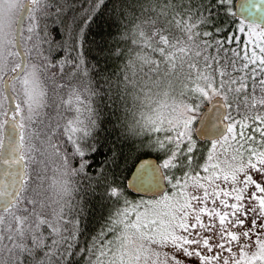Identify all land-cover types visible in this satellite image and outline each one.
<instances>
[{
    "label": "snow or ice",
    "instance_id": "snow-or-ice-1",
    "mask_svg": "<svg viewBox=\"0 0 264 264\" xmlns=\"http://www.w3.org/2000/svg\"><path fill=\"white\" fill-rule=\"evenodd\" d=\"M107 12L113 46L89 68ZM41 76L53 96L86 78L51 105L69 115L43 112ZM97 100L157 154L135 177L150 175L152 199L105 171L117 155L88 174ZM0 264H264V0H0Z\"/></svg>",
    "mask_w": 264,
    "mask_h": 264
},
{
    "label": "trees",
    "instance_id": "trees-1",
    "mask_svg": "<svg viewBox=\"0 0 264 264\" xmlns=\"http://www.w3.org/2000/svg\"><path fill=\"white\" fill-rule=\"evenodd\" d=\"M48 24L51 36L56 38V32L51 31L55 25L52 24V21H48ZM116 32L117 25L112 22L110 12H107L104 16L99 17L97 21L92 24L91 31L88 33V43L82 50L83 58L89 68H92L97 64V60L94 59V57H102L107 54L108 49L113 46L114 34ZM27 47H30V45ZM101 48L104 49V52L100 51ZM34 62H36L34 58L28 60L29 64ZM112 62L113 61L111 60L109 61V63ZM116 63H119V61H116ZM100 64H104L102 59L100 60ZM109 71H111V68H109ZM83 81H86V78L74 76L69 80L66 77L63 89L59 90L58 96H53V93L51 92L52 98L57 97L58 102L61 103V99H67V97L71 94L72 89L80 88ZM40 86L47 87L45 77L43 76L40 77ZM94 106H99L100 108L99 120L101 122L102 130L99 132L97 137L99 140L97 147H100L101 151L93 158L95 160V164L93 169L90 170L88 174L95 177L96 172L104 167L105 164L111 166L113 164V155H117L118 159L116 163L119 167L113 169L105 168V171H115L118 181L122 183V186H125V194L129 200H139L140 198H145L141 195L131 193L126 187V180L133 165L140 157L153 155L157 158V154L155 152L145 154L146 149L141 147L139 138L124 139L122 137L121 122L124 119V110L122 106L113 105L110 101L101 103L99 100L95 101ZM57 111L65 115H69V113L66 112L65 107H61ZM52 117L55 118L56 113H54ZM37 147L40 148L41 145L37 143ZM37 159L43 160L44 158L37 156ZM69 163L72 167H78L75 160H70ZM58 165L59 161H56L54 158H50L47 160L46 164L40 165L41 168L45 169V171L42 172V176L46 181V186L47 183L60 179V173L57 171ZM73 179H79L81 183L84 182L83 176Z\"/></svg>",
    "mask_w": 264,
    "mask_h": 264
},
{
    "label": "water",
    "instance_id": "water-1",
    "mask_svg": "<svg viewBox=\"0 0 264 264\" xmlns=\"http://www.w3.org/2000/svg\"><path fill=\"white\" fill-rule=\"evenodd\" d=\"M236 3L238 5L239 4V0H236ZM145 161H149L152 164H156V163L159 162L157 160V158L155 156H153V155H146V156L140 157L135 162V164L133 165V167H132V169H131L128 177H127L126 187L133 194L141 195V196H146V197H153L154 189H152L151 187H149L150 182H151L150 175H147L146 174L143 177V186H140L139 184H137L135 182V177H136V174H137V169H138L139 165L142 162H145ZM130 183H131L132 186H128Z\"/></svg>",
    "mask_w": 264,
    "mask_h": 264
},
{
    "label": "rangeland",
    "instance_id": "rangeland-1",
    "mask_svg": "<svg viewBox=\"0 0 264 264\" xmlns=\"http://www.w3.org/2000/svg\"><path fill=\"white\" fill-rule=\"evenodd\" d=\"M44 88L46 89V90H48V96L50 97V99H47L46 101H45V103L47 104V105H49V107H45L44 109H43V112L44 113H46V114H48V115H50V116H52L54 113H56V111L58 110V109H53L52 107H51V105L53 104V102L55 101V103L56 104H60L59 102H58V100H57V97H53L52 98V93H51V90H50V85H48L47 84V87L46 86H44ZM61 108V107H60ZM59 108V109H60ZM63 108V107H62ZM143 197H145L144 199H152L153 197H146V196H143Z\"/></svg>",
    "mask_w": 264,
    "mask_h": 264
}]
</instances>
